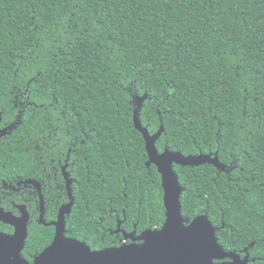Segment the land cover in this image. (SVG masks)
<instances>
[{
    "label": "trees",
    "instance_id": "1",
    "mask_svg": "<svg viewBox=\"0 0 264 264\" xmlns=\"http://www.w3.org/2000/svg\"><path fill=\"white\" fill-rule=\"evenodd\" d=\"M135 117L161 131L158 152L216 155L173 165L181 215L205 216L226 252L264 264V0H0V180H41L52 221L67 173L65 236L92 251L125 241L118 222L136 235L165 222ZM31 198L0 193L13 214L27 203L30 263L54 237Z\"/></svg>",
    "mask_w": 264,
    "mask_h": 264
},
{
    "label": "water",
    "instance_id": "2",
    "mask_svg": "<svg viewBox=\"0 0 264 264\" xmlns=\"http://www.w3.org/2000/svg\"><path fill=\"white\" fill-rule=\"evenodd\" d=\"M134 126L141 133L147 154V166L156 167L161 177L165 222L160 229H148L135 236V232L123 234L129 244L92 251L85 243L65 236V218L70 214L74 199L71 194L72 181L63 173L68 194V203L58 210L55 222L46 224L55 228L51 244L33 262L21 256L27 238L28 214L20 208L21 216H14L0 207V222L13 228V233L0 232V264H216L214 261L231 259L221 264H248V256L240 259L232 252H226L217 242L214 229L205 216L192 221L181 215L180 196L182 187L173 165L218 166L216 155L184 156L165 149L158 152L156 141L160 135H150L141 127L137 117ZM39 222L43 220V201H40ZM138 242V243H136Z\"/></svg>",
    "mask_w": 264,
    "mask_h": 264
},
{
    "label": "flooded vegetation",
    "instance_id": "3",
    "mask_svg": "<svg viewBox=\"0 0 264 264\" xmlns=\"http://www.w3.org/2000/svg\"><path fill=\"white\" fill-rule=\"evenodd\" d=\"M36 180V179H35ZM45 187H46V185L44 184V183H41V180L39 181V180H36V181H31V183H28V184H26V182L24 181V182H22V183H17V185L16 186H12V185H9L7 182H5V181H1L0 180V193L2 192V191H5V190H7V189H10L12 192H13V195H19V196H21V197H23V196H25V197H27L28 198V200H32V196H36L37 197V201L39 202V211H38V216H37V219H38V223H40L39 222V216H40V201H41V198H42V201H43V220H44V222H45V224H42V223H40L41 225H43V226H45V227H53L52 225H46V224H49V223H52V222H55L56 220H57V217H58V211H57V216H56V218L54 219V220H52V221H46V219H45V204H44V200H43V190L45 189ZM65 188H66V186H65ZM67 198H68V194H67ZM28 200H25L26 202L28 201ZM69 201V200H68ZM66 204V203H65ZM63 205V204H62ZM61 205V206H62ZM14 206H15V208H16V210H17V214H13L12 212H10V211H6L1 205H0V207L5 211V212H10V213H12L14 216H17V217H20L21 216V210H20V208H24L25 209V211L27 212V214H28V223L30 222V211H29V208H28V206H27V203L26 204H14ZM60 206V207H61ZM59 207V208H60ZM59 210V209H58ZM12 228V227H11ZM54 228V227H53ZM12 230H13V228H12ZM1 232V231H0ZM132 232H136V231H132ZM132 232H130V233H132ZM4 233V232H3ZM12 233H13V231H12ZM115 233L116 234H119V233H122V235L123 234H125L126 232H124V231H122L121 229H120V222H118V224H117V228H116V230H115ZM7 234H11V233H7ZM54 234H55V228H54ZM126 234H128V233H126ZM135 236H138V235H136V233H135ZM125 240V239H124ZM127 241H129V240H125L122 244H129L131 241H129V242H127ZM136 243H138V242H136ZM121 244V245H122Z\"/></svg>",
    "mask_w": 264,
    "mask_h": 264
}]
</instances>
